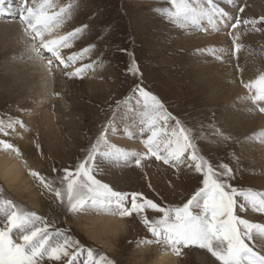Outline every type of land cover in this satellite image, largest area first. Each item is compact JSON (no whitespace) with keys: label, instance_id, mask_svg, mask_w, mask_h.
<instances>
[{"label":"rangeland","instance_id":"1","mask_svg":"<svg viewBox=\"0 0 264 264\" xmlns=\"http://www.w3.org/2000/svg\"><path fill=\"white\" fill-rule=\"evenodd\" d=\"M31 3L32 0H17L15 4L5 0V11L0 13V127L4 129L0 132V141L13 144L26 155L24 174L30 188L29 191H19L24 188L23 184L16 188L9 187L0 176V199H12L19 207L44 216L56 228L70 230L82 245L93 248L97 256L104 255L113 264H158L159 255L165 253L169 258L171 256L170 259H176V264H219L207 250L195 246L176 255L171 249L146 244L151 234L143 227L139 217H121L127 222L124 234H90L83 225L87 224L88 229L96 226L86 218L93 219L97 212L106 217L111 213L92 208L75 214L68 213L65 207L59 206L54 193L46 189L32 173H40L55 186H60L63 169L74 170L102 131L106 132L110 144L130 153H143L146 151L143 140L151 134L147 123L149 115L155 119V127L160 131L159 138L163 139L176 127L175 121L169 119L165 123L160 114H152L149 106L145 108L143 97L137 91L139 86L155 95L164 104L167 113L191 130L206 158L214 164L226 163L233 169L234 186L264 192V126H259L255 117H263L264 113L252 102L254 91L250 92L245 87L264 75V21L260 19L264 17V0L258 12L251 9L250 18L255 21L251 30L257 28L254 29L257 36H252L257 39L253 45L246 44V48L253 47L251 52L254 54L251 57L243 54L242 62L246 67V59L254 60L257 66L255 78L248 73L244 79L243 75V99L239 94V99L233 97L235 99L231 100L223 95L217 97L222 91H214L215 83H210L211 73L204 66L215 63L223 67L227 61L225 67H229L227 70L230 71L226 74L230 78L227 80L228 86L235 82L239 85L242 80V70L238 68L241 62L237 54L239 49L235 51L236 46H232L231 52L230 45L226 44L222 53L227 49V55L215 57L217 53L213 49L216 48L205 38L218 32L202 27L203 24L206 26L208 17H202L196 24L169 19L163 10L172 8L170 0H53L54 4L67 9L66 21L57 32L66 34L81 29L71 40L73 46L62 48L61 55L79 54L85 48L89 51L83 58L70 62L68 67L54 61L56 66L50 69L53 87L47 93L46 87H41L40 76L36 79L37 83L33 75L38 72L36 62L42 60L46 66L52 56L41 49L43 58H32L30 46L33 41L25 32V22L19 18L25 4L31 6ZM189 3L193 7L201 4L208 6L207 0H189ZM214 3L217 4V1L214 0ZM12 24L20 26H17L20 35H14L7 28ZM223 27L225 31L230 30V34L236 30L229 25ZM219 33L223 34L222 31ZM220 57L226 60L222 62ZM85 64L92 67L85 68L80 76H76L77 68ZM130 67H133V71H129ZM135 67L139 69L137 74H133ZM216 83H223L221 77ZM240 102H243V114H255L252 115L253 124L256 125L253 132L237 126L236 121L239 120L230 119V115L235 118L230 113V109L235 111V107L232 110L233 103L241 105ZM131 109H135V118L126 115ZM132 119L137 131L135 136H127L130 144L110 138L117 136L116 133H124L123 130L127 131L123 123ZM17 120L22 124H16ZM9 123L14 127L8 128ZM218 132L227 139L217 135ZM14 133L13 139L7 136ZM21 133L27 136V147L24 148L20 144L23 138ZM3 148V144H0V152ZM135 159L130 156L125 162L98 156L97 178L116 191H140L158 202L162 200L172 205L184 202L199 185V174L189 170L185 164H181L178 170L152 158L143 159L137 166ZM32 203L37 207H33ZM239 214L251 222L264 224V214L256 213L251 208ZM2 222L3 216L0 215V224ZM97 234L100 236L92 238ZM80 259L75 264H80ZM47 264L56 262L48 261Z\"/></svg>","mask_w":264,"mask_h":264},{"label":"snow or ice","instance_id":"2","mask_svg":"<svg viewBox=\"0 0 264 264\" xmlns=\"http://www.w3.org/2000/svg\"><path fill=\"white\" fill-rule=\"evenodd\" d=\"M170 2L172 8L163 11L169 19L180 22L196 24L205 16L211 21L214 14L221 17L228 15L214 0H207V7L203 4L193 7L189 0ZM4 5L5 0H0V13L5 11ZM56 8L58 10L53 11ZM239 11L243 12L244 9L240 8ZM19 18L25 22V32L33 41L30 46L32 58H43L41 49L51 54L52 59H48L46 64L49 70L56 66L54 61L68 67L70 62L83 58L89 51L85 48L79 54L67 57L61 55L62 48L73 46L71 40L81 29L77 28L66 34L57 32L66 21L67 9L54 4L53 0H32L31 6L25 4ZM260 19L264 21V17ZM241 23L248 25L255 21H242L240 17H236L231 26L236 28ZM236 47L239 49L240 45L237 44ZM90 67L91 64H85L77 68L75 75L80 76L85 68ZM129 71H133V67ZM137 73L139 69L135 67L133 74ZM245 87L257 89L256 94L251 97L254 104L259 106L264 103V75ZM137 91L152 113L160 114L165 123L169 119L175 121L176 127L166 133L163 139L159 138L160 131L155 127V119L149 115L147 123L151 134L143 140L145 152L130 153L112 145L106 132L102 131L85 157L74 166V170L63 169L60 186H55L54 182H49L40 173L33 172L32 175L37 176L43 186L54 193L59 206L65 207L68 213L75 214L92 208L120 217H139L143 227L151 234V239L146 240V244L171 249L176 255L195 246L207 250L219 264H264V224L251 222L239 214L249 208L264 214V192L234 186V172L228 164H214L206 158L191 130L178 118L167 113L164 104L155 95L139 86ZM259 111L264 113V107H259ZM15 123L22 124L19 120ZM7 127L13 128L14 125L9 123ZM3 131L0 127V132ZM143 133L142 128L141 134ZM217 135L227 139L223 133L218 132ZM0 144L4 148L15 150L13 144L7 141H0ZM98 156L125 162L133 156L136 157L137 166L143 159L155 158L178 170L181 164H185L189 170L199 174L200 182L181 204H166L162 200L158 202L140 191H116L98 179ZM0 215L3 216L0 224V264H47L48 261L75 264L81 257L83 259H80V264H113L106 256H97L93 248L82 245L71 235L70 230L56 228L44 216L19 207L12 199H0ZM257 248L260 250H255Z\"/></svg>","mask_w":264,"mask_h":264},{"label":"bare ground","instance_id":"3","mask_svg":"<svg viewBox=\"0 0 264 264\" xmlns=\"http://www.w3.org/2000/svg\"><path fill=\"white\" fill-rule=\"evenodd\" d=\"M9 1H10V3H13V4L17 3V0H9ZM215 1H217V5L220 8L224 9V11L228 13V15H227V17H221L219 14H214V16L211 19L212 22L210 20H208V21H206V26L204 24L202 25L204 30H211L213 32H218L217 34L213 33V35H208V36L206 35L205 40L210 45H214V47L216 48V49H213V50H215L214 52L217 53V55L215 54V57L224 56L227 53V51H228L227 49H225V53L224 54L222 53V52H224L223 49L226 47V44L230 45V51L231 52L233 50L232 46H236L237 44L240 45V48H239V51L237 52V54H238L239 59L241 61L240 63L238 62L239 66L241 68L240 67H238V68L240 70H242L240 72L242 80L240 81L239 85L235 82V84H232V85L228 86L227 80L230 79V78L227 77L226 74H229L230 71L227 70V68L229 69V67H227V68L225 67V66H227V61H226V65L223 64V67H221V65L212 63V65H208V67L204 66V68L205 69H209V71L211 73L210 83L211 84L215 83L214 86L212 85L213 88L215 87L214 91L216 93H218V91H220V90L222 91V93L218 94L217 97H219V96L222 97V95H223L224 98L229 97L228 99L231 100L233 97L236 98V97H238L237 95L242 94V96L241 95L240 96H241V99H243L244 90H243V86H241V84H243V75H244V79L246 78L245 76L248 73L250 75L254 76V78H255V71L257 69V66L255 65L256 63L254 64V60L251 62V59L250 60L246 59L245 60L246 61L245 62L246 67H243V65H244L242 63L243 62V54L245 56L247 55L249 57H251L254 54V53L251 52L252 51L251 49H253V47L252 48H246V44L248 45V43H249V44L253 45V42L257 38L253 37L252 34L253 35L255 34L257 36V34L255 33L256 30H254V29H257V28H252V30H251V26L253 27L255 23L254 24H248V25H245V24L241 23L240 25H238L236 27V30H232V32L230 34V30L225 31V30H223L224 27L222 28V26L224 25L226 27V25H229L230 28H233L231 25L233 24V22H234L236 17H240L242 21L243 20H252V18H250V15H252L251 14V9H255L258 12L259 11L258 7L261 6V2L263 0H215ZM240 8H243L244 11L240 12L239 11ZM247 14H248V16H247ZM201 23H204V22H200V24ZM15 25H13V24L12 25H8L7 28L9 30H11V32L14 33V35L15 34L20 35V32L17 29L18 25L17 26H15ZM19 27L20 26H18V28ZM218 27H220V28H218ZM220 31H222V33H223L222 35H221V33H219ZM21 37H22V35H21ZM230 37H231V40H230ZM237 37H239V39H236ZM202 41H204V40H201V42ZM232 41H233V43H232ZM243 44H245V45L243 46ZM243 47H245L246 50ZM234 50L235 51L238 50L237 47H235ZM247 50H248V52H247ZM220 58H222V57H220ZM226 58H222V62H224L226 60ZM41 61L38 60L36 62V69H38V72L36 71L34 73L33 80L38 79L39 76H40L41 87L42 88L46 87V91L48 93L50 91V88L53 87L52 82H53L54 79H53V76H52L50 70H48V68ZM230 67H231V65H230ZM232 69L234 71V67ZM30 71H31V69H30ZM258 72L259 71H257V73ZM28 75H29V73H28ZM220 77H221V81L223 83L217 84L216 80H218ZM257 77L258 76H256V78ZM31 80L32 79H30V81ZM36 82H37V80H36ZM237 85H238V87H237ZM224 88H226V89L224 90ZM253 91L256 94L257 89L255 87L250 89V92H253ZM244 97H247V96H244ZM235 98H233V99H235ZM238 99H239V97H238ZM240 103H241V105H239V103H236V104L233 103L234 106H232V110H233V107H235L234 108L235 111L233 112L230 109V113L234 114L235 118L233 117V115L232 116L230 115V117H231L230 119L239 120V121H236V125L237 126H239L240 128H245V130L248 131V132H250V131L253 132V130L256 129L255 128L256 125L253 124L252 117H254V116H252V115H255V114H254V112H249V113L243 114V105H242L243 102H240ZM248 103H250V102H248ZM259 106L260 107H264V103H260ZM259 106L258 107L256 106V108H259ZM146 107H147V105L145 106V108ZM149 113H150V111H149ZM126 115H128V116H130L132 118H135V116H136L135 115V109H131V110L127 111ZM262 116L263 117L255 116V117H257V122H258L257 124L259 126H264V114ZM126 120H127V118H126ZM67 124H68V122H67ZM67 124H66V126H67ZM71 124H73V123H71ZM123 124H125V129L127 131L123 130L124 133H116V134H118L117 136H111L110 138H112V140L115 139L117 141H120V143L122 141L123 143L129 142V144H130V140L127 139V136L128 135L135 136L136 135L135 132L137 131L136 130L137 128H135V125H133L134 124V120L133 119L130 122L123 123ZM68 125L70 126V124H68ZM15 134L16 133H14L13 135L10 134V135H7V136L10 137V139H13V138H15ZM20 135L23 136V138L21 139V142H20V144H22L21 146L23 148L27 147V143H26L27 136L22 134V133ZM257 137H259V136H257ZM14 149L15 150L7 149V148L1 149L2 153L0 152V154H1V157H0V176H1V178L3 180H5L6 185H8L9 187L16 188L18 185H22L23 184L24 188L20 189L19 191H25V190L29 191L30 188L26 184V176L24 174V167L26 165L25 164V159H26L25 156L26 155L22 151L18 150L16 146L14 147ZM32 206L35 207L36 205L32 203ZM94 214L95 215H93V217H92L93 219H91L90 217H87L86 219L92 221L93 225L96 226V227L88 229V225L87 224L83 225V228L85 229V231H89L90 234H96L98 232V233H100L102 235L112 234V235L117 236L118 234H120V235L124 234L125 233L124 231L127 230V226H126L127 222L124 219H122L123 217L121 218L119 215H113V214L108 213L110 215L106 217V216L103 215V213L100 214V213L97 212V213H94ZM97 236L99 237L100 235H98V234L97 235H92V238H95ZM96 240H97V238H96ZM97 243H98V241H97ZM99 243H101V242H99ZM147 251H149V250H147ZM170 258H171V256H170ZM170 258H169V255L166 254V253L165 254H161V255H159L158 264H176V261H175L176 259L172 260L173 258L172 259H170Z\"/></svg>","mask_w":264,"mask_h":264}]
</instances>
